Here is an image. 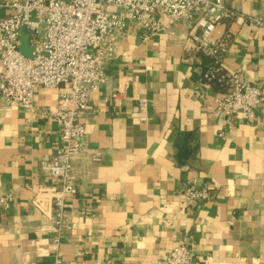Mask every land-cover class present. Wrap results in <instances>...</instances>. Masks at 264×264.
Listing matches in <instances>:
<instances>
[{
    "label": "crops",
    "instance_id": "0c3cea01",
    "mask_svg": "<svg viewBox=\"0 0 264 264\" xmlns=\"http://www.w3.org/2000/svg\"><path fill=\"white\" fill-rule=\"evenodd\" d=\"M225 5L232 15L216 33L227 37L223 68L263 85L264 29L255 19H264V0ZM9 12L0 7V19ZM42 32L37 22L21 29L24 55ZM143 33L128 28L82 119L87 151L75 162L79 191L65 215L72 229L61 237V264H166L184 235L190 264H264V106L254 122L228 120L216 110L219 90L199 83L204 64L189 27ZM61 91L38 85L34 110L0 96V195L15 196L0 205V264L54 261V183L40 162L54 157L60 133L36 109L56 105ZM183 144L190 154L178 159ZM192 181L207 188V200L187 197Z\"/></svg>",
    "mask_w": 264,
    "mask_h": 264
},
{
    "label": "built area",
    "instance_id": "2783aa9c",
    "mask_svg": "<svg viewBox=\"0 0 264 264\" xmlns=\"http://www.w3.org/2000/svg\"><path fill=\"white\" fill-rule=\"evenodd\" d=\"M0 7L10 11L0 19V96L4 103L34 110L38 85L62 87L56 105L36 109L40 118L54 120L60 133L54 157L40 162L42 172L54 183L50 197L55 237L50 248L55 258L51 264H61V237L72 229L65 215L75 209L79 191L75 162L87 151L88 132L82 119L90 109L93 93L107 82L105 63L115 56L128 28H139L146 38L147 33L171 29L178 23L188 26L194 51L213 58L200 85L211 88L220 82L223 87L215 98L216 110L228 120L242 114L247 121L254 122L258 109L264 106V84L240 79L223 68L227 37L216 33L219 25L232 15L225 0H0ZM111 7L121 11L112 12ZM36 22L43 26V32L34 41V54L28 57L19 49L18 39L24 26L35 28ZM255 22L264 29V19ZM88 155L98 159L96 152ZM185 193L195 203L209 196L206 187L193 181ZM14 198L11 191L0 195V205L9 206ZM191 261L192 241L184 235L164 262Z\"/></svg>",
    "mask_w": 264,
    "mask_h": 264
},
{
    "label": "trees",
    "instance_id": "16d2710c",
    "mask_svg": "<svg viewBox=\"0 0 264 264\" xmlns=\"http://www.w3.org/2000/svg\"><path fill=\"white\" fill-rule=\"evenodd\" d=\"M197 55L200 57V59H202V63L204 64V67H203L204 68L203 73H204L205 70L213 64V58L205 55L202 52L197 53ZM214 88L219 91L223 90V87L220 82L215 83ZM189 154H190V150L186 147V144H183L180 146L178 145V152H177L178 159L186 158L188 157Z\"/></svg>",
    "mask_w": 264,
    "mask_h": 264
},
{
    "label": "rangeland",
    "instance_id": "374dc122",
    "mask_svg": "<svg viewBox=\"0 0 264 264\" xmlns=\"http://www.w3.org/2000/svg\"><path fill=\"white\" fill-rule=\"evenodd\" d=\"M110 10L112 12H119V11H121L118 7H111Z\"/></svg>",
    "mask_w": 264,
    "mask_h": 264
}]
</instances>
